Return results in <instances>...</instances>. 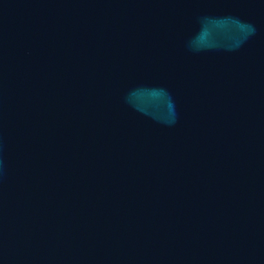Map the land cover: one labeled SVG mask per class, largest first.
<instances>
[{
	"label": "water",
	"instance_id": "obj_1",
	"mask_svg": "<svg viewBox=\"0 0 264 264\" xmlns=\"http://www.w3.org/2000/svg\"><path fill=\"white\" fill-rule=\"evenodd\" d=\"M0 264H264V0H0Z\"/></svg>",
	"mask_w": 264,
	"mask_h": 264
}]
</instances>
